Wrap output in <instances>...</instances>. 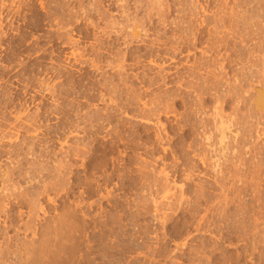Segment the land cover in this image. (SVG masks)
<instances>
[{
	"label": "rangeland",
	"instance_id": "374dc122",
	"mask_svg": "<svg viewBox=\"0 0 264 264\" xmlns=\"http://www.w3.org/2000/svg\"><path fill=\"white\" fill-rule=\"evenodd\" d=\"M25 1L0 0V111L33 144L5 200L8 263L264 264L263 0H126L152 29L129 49L112 40L120 0ZM101 41L131 53L125 70L115 48L103 70L76 62Z\"/></svg>",
	"mask_w": 264,
	"mask_h": 264
},
{
	"label": "bare ground",
	"instance_id": "6f19581e",
	"mask_svg": "<svg viewBox=\"0 0 264 264\" xmlns=\"http://www.w3.org/2000/svg\"><path fill=\"white\" fill-rule=\"evenodd\" d=\"M27 1V0H26ZM25 1V2H26ZM39 1V0H38ZM45 3L48 1V0H43ZM42 0H40V5H41V7L44 9L45 8V3L43 2ZM102 1V0H101ZM111 1V0H110ZM118 1V0H117ZM116 1V2H117ZM125 1L126 0H120L119 2L121 3V4H119L118 2V4H119V6L118 7H120V9H121V14L123 15H120V16H122L123 17V19L124 20H126V22L124 23V24H121V23H118V22H113L114 24H112V28L115 30V31H111V33H113L115 36H113L114 37V39H112V40H114V43H113V45H116L117 44V42L119 41V40H121L122 39V41L124 42L123 44L125 45V49H129L128 47L130 46V44H131V41H141L142 43L144 42H146L147 41V29H150V30H152L151 29V27L150 26H152V25H150L149 27L150 28H147V29H143L142 27L144 26V25H142V27L140 26V24L138 23V21L136 22L135 20L137 19V18H133L132 19V14H133V12H132V14H131V10H132V8H131V10H128V9H130V6H129V8H128V6H126V4L127 3H125ZM128 1V0H127ZM129 1H131V0H129ZM135 1V0H134ZM137 1V0H136ZM148 1V0H147ZM150 1V0H149ZM153 1V0H152ZM163 1V0H162ZM168 1H170L171 2V0H168ZM173 1H175V0H173ZM172 1V2H173ZM181 1V0H180ZM179 0H178V2H180ZM226 1V0H225ZM247 1H249V0H247ZM255 1V0H254ZM15 2V1H14ZM30 2V1H29ZM151 2V1H150ZM158 2H160V0H158ZM165 2V1H164ZM170 2H168V3H170ZM177 2V1H176ZM199 2L200 1H198V4H199ZM205 2V1H204ZM242 2H243V0H242ZM242 2H241V4H242ZM251 2H252V0H251ZM263 2H264V0H263ZM136 3L137 2H135V5H136ZM139 3V2H138ZM137 3V4H138ZM154 3V2H153ZM152 3V4H153ZM161 3V2H160ZM165 3H167V1L165 2ZM165 3L163 4V6H165ZM180 3H183L182 1L180 2ZM180 3H178V4H180ZM208 2H206V4H207ZM210 3V2H209ZM208 3V4H209ZM221 3V2H220ZM226 3V2H225ZM244 3V2H243ZM248 3V2H247ZM258 3H259V1H258ZM257 3V4H258ZM262 3V2H261ZM25 3H23V5H24ZM118 4H116V5H118ZM151 3H150V5L153 7V5H152ZM173 4V3H172ZM201 4V3H200ZM207 4V5H208ZM224 4V2H222V4H221V6H225L226 7V5H223ZM253 4V3H252ZM264 4V3H263ZM28 4H27V2H26V8L27 7H29V6H27ZM140 5V4H139ZM155 5V4H154ZM160 4L158 3V6H159ZM176 5V4H175ZM195 5V4H194ZM203 5H205V4H203ZM206 5V6H207ZM212 4H210V6H211ZM218 5V4H217ZM240 5V4H239ZM239 5H238V7H239ZM242 5H246V4H242ZM248 5H250V2H249V4ZM258 5H260V4H258ZM31 6V8H32V5H30ZM146 6H147V4H146ZM148 6H149V4H148ZM151 6H149V7H151ZM156 6H157V4H156ZM163 6H162V4L160 5V7H162V9H163ZM166 6H167V4H166ZM171 6V5H170ZM173 6V5H172ZM172 6H171V8H172ZM177 6H179V5H177ZM185 6H186V4H185ZM196 6V5H195ZM199 6V8H200V5H198ZM220 6V7H221ZM241 6V5H240ZM263 6V5H262ZM136 7V6H135ZM142 7H143V5H142ZM142 7H140V8H142ZM168 7V6H167ZM201 7H203V6H201ZM225 7H221V8H225ZM4 8H5V4H1L0 5V20L2 21V18H1V16L4 14V12H2L3 10H4ZM128 8V9H127ZM139 8V7H138ZM143 8H145V7H143ZM157 9H158V7H156ZM165 8V7H164ZM168 8H170V7H168ZM168 8H166L167 10H168ZM170 8V9H171ZM173 8H177V7H173ZM172 8V9H173ZM184 8H186V7H184ZM205 8V7H204ZM20 9V8H19ZM28 9V8H27ZM135 8H133V11H135L134 10ZM153 9V8H152ZM151 9V10H152ZM161 9V8H160ZM165 9V10H166ZM219 9V8H218ZM235 9V8H234ZM233 9V10H234ZM6 10V9H5ZM29 10H30V8H29ZM137 10V12H138V9H136ZM140 10V9H139ZM147 10H150V9H147ZM154 10H155V7H154ZM153 10V11H154ZM159 10V9H158ZM158 10H157V12H156V16L159 14V12H158ZM175 10V9H174ZM181 10V9H180ZM145 11H146V9H145ZM156 11V10H155ZM170 11V10H169ZM130 12V13H129ZM149 12H151V11H149ZM161 12H163L164 13V11H161ZM160 12V13H161ZM168 12V11H167ZM155 13V12H154ZM158 13V14H157ZM165 13H166V11H165ZM149 14V13H148ZM153 14V12L151 13V15ZM136 14H134L133 16H135ZM154 15V14H153ZM160 15V14H159ZM102 16V15H101ZM101 16H99V17H101ZM104 17V16H103ZM136 17V16H135ZM161 17V16H160ZM238 17V16H237ZM158 18V17H157ZM163 18V17H162ZM161 18V19H162ZM123 19L121 20V21H123ZM4 20V19H3ZM64 20V19H63ZM103 20V19H102ZM140 21V20H139ZM157 21V20H156ZM4 22V21H3ZM131 22V23H130ZM152 22V20L150 21V23ZM163 22L164 23H166L165 21H164V19H163ZM149 23V22H148ZM154 23V22H153ZM159 22H157V24H158ZM59 24V23H58ZM61 24V23H60ZM143 24V23H142ZM145 24V23H144ZM200 24V23H199ZM65 25H67L66 23H65ZM161 25H163V24H161ZM166 25V24H165ZM1 26L3 27V24H2V22H0V29H1ZM55 26V25H54ZM57 26H59V25H57ZM145 26H146V24H145ZM159 26H160V24H159ZM64 25H63V27H60V30L61 29H64ZM154 27H156V25L154 26ZM178 27H182V26H178ZM177 27V28H178ZM186 27V26H185ZM188 27H190V25L189 26H187V28ZM59 28V27H58ZM67 28V27H66ZM182 28H184V26L182 27ZM191 29V28H190ZM66 30V29H65ZM147 30V31H146ZM175 30V29H174ZM182 30V29H181ZM58 31V30H57ZM62 31V30H61ZM179 31H180V29H179ZM186 31L187 30H184L183 29V32L184 33H186ZM191 31H194L193 29L191 30ZM60 32V31H59ZM66 33H67V31H65ZM64 31H62V33H65ZM181 32V31H180ZM179 32V33H180ZM0 33H4L2 30L0 31ZM61 33V32H60ZM61 33V34H62ZM116 33V34H115ZM149 33V32H148ZM197 33H198V31H197ZM197 33H195L196 34V36H198V34ZM68 34V33H67ZM167 34V33H166ZM165 34V35H166ZM183 34V33H182ZM182 34H180V35H182ZM189 34V33H188ZM191 34V33H190ZM189 34V35H190ZM160 35V34H159ZM174 36H172L173 38V40L175 39L174 37H175V33L173 34ZM66 36V35H65ZM149 36V35H148ZM186 36V35H185ZM191 36H192V34H191ZM190 36V37H191ZM67 37H68V35H67ZM66 37V38H67ZM159 37V36H158ZM157 37V40L159 39ZM169 37L170 36H168V39H169ZM178 37H180V36H178ZM181 37H183V36H181ZM190 37H188V38H190ZM59 38H61V37H59ZM112 38V37H111ZM164 38H166V37H164ZM163 38V39H164ZM184 38V37H183ZM181 39V38H178V39H181V40H184V39ZM196 38V37H195ZM65 39V38H64ZM161 39V38H160ZM194 39V38H193ZM197 39V38H196ZM199 39V38H198ZM66 40V39H65ZM67 40H69L70 41V39H68L67 38ZM155 40V39H154ZM165 40V39H164ZM170 40V39H169ZM172 40V41H173ZM177 40V39H176ZM188 40H190V39H188ZM217 40H218V38H217ZM221 40V39H220ZM219 40V41H220ZM62 41H64V40H62ZM68 41V42H69ZM159 41V40H158ZM161 41V40H160ZM160 41H159V43H160ZM171 41V40H170ZM187 41V40H186ZM200 41V40H199ZM213 41V40H212ZM223 41V40H222ZM67 42V41H66ZM66 42L64 43V44H66ZM70 42H72L73 43V41H70ZM69 42V43H70ZM75 42V41H74ZM120 42V41H119ZM153 42V41H152ZM164 42V41H163ZM168 41H166V43H167ZM177 42V41H176ZM180 42V41H179ZM183 42V41H182ZM185 42V41H184ZM184 42H183V44H184ZM197 42V41H196ZM195 42V43H196ZM217 42V41H216ZM221 42V41H220ZM219 42V43H220ZM107 42H102L101 41V43H99V45H100V48H103L105 51H101L102 49H99L100 51H101V53H99L98 54V60H95V59H88L89 61H85V60H81V57L80 58H78V59H76V62L77 63H80L79 65H84V64H86V65H90L93 69L92 70H97V71H99V70H103V69H101V67H100V64L102 63V64H104L105 62H103V61H101L100 59L101 58H103V56H102V54H106V53H108V54H116V50H119V49H116L115 47L117 46H113L112 44L111 45H105ZM146 43H148V42H146ZM151 43V42H150ZM156 43V42H155ZM158 43V44H159ZM165 43V42H164ZM171 43V42H170ZM178 43V42H177ZM188 43H190V42H188ZM76 44H77V42H76ZM149 44V43H148ZM147 44V45H148ZM176 44V43H175ZM182 44V45H183ZM66 45H69L68 43L66 44ZM73 44H71V46H72ZM97 45V44H96ZM152 45H154V44H152ZM164 45H166V44H164ZM170 45V44H169ZM171 45H173V44H171ZM177 45V44H176ZM186 45V44H185ZM189 45V44H188ZM190 45H192V43L190 44ZM94 46H95V44H94ZM155 47H156V44L154 45ZM178 46H181V45H178ZM177 46V47H178ZM193 46H195L194 44H193ZM197 46V45H196ZM73 47H75V46H73ZM96 47V46H95ZM148 47V46H147ZM150 47H153V46H150ZM159 47H161L160 45H159ZM167 48H168V46H166ZM170 47V46H169ZM172 47V46H171ZM189 47V46H188ZM188 47H186V48H188ZM192 47V46H191ZM94 48V47H93ZM116 50H115V49ZM174 48H176V47H174ZM173 48V49H174ZM179 48V47H178ZM185 48V49H186ZM190 48V47H189ZM188 48V49H189ZM65 49V48H64ZM145 49H147V48H145ZM152 50H153V48H151ZM160 49V48H159ZM159 49H157V50H159ZM163 49V48H162ZM170 49V48H169ZM169 49H168V51H169ZM180 50H182L181 48H179ZM115 50V51H114ZM155 50V49H154ZM153 50V51H154ZM175 50V49H174ZM174 50H173V52H171L172 54L174 53L175 54V52H174ZM176 50H177V48H176ZM191 50V49H190ZM190 50H188V51H190ZM122 51V50H121ZM121 51L119 50V52H117V54H119V55H117L116 54V57L120 60V64L119 65H117V64H115V65H117V66H113L112 68H115V69H117V70H125V67L127 68V65H126V63L129 61V59L131 60V61H129L128 63H131L132 62V59H131V57H130V54L131 53H129L128 51L127 52H125L124 54H122V55H120V53H121ZM170 51H172V50H170ZM65 52V51H64ZM155 52V51H154ZM177 52V51H176ZM183 52H184V50H183ZM182 52V54H184ZM204 52V51H203ZM136 53V52H135ZM134 53V54H135ZM145 53H146V50H145ZM144 53V54H145ZM152 53V52H151ZM156 53V52H155ZM168 53V52H167ZM166 53V54H167ZM171 53H169V54H171ZM181 53V52H180ZM179 53V54H180ZM136 54H139V53H136ZM160 54V53H159ZM159 54H158V56H159ZM141 55H142V53H141ZM157 55V54H156ZM161 55V54H160ZM165 55V54H164ZM66 56V55H65ZM72 56V55H71ZM70 56V57H71ZM110 56V55H109ZM138 55H136V57H137ZM145 56H147V53H146V55ZM150 56V55H149ZM155 56V55H154ZM163 56V55H162ZM161 56V57H162ZM176 56V55H175ZM178 56V55H177ZM169 57L170 59H176V58H178V57ZM68 57H69V55H68ZM68 57L66 58V60L68 59ZM151 57V56H150ZM65 58V57H64ZM100 58V59H99ZM134 58V57H133ZM138 58H139V56H138ZM144 58H148V56L147 57H144ZM152 59H153V57H151ZM157 58V57H156ZM165 58V57H164ZM168 58V59H169ZM83 59V58H82ZM143 59V58H142ZM155 59V58H154ZM163 59V58H162ZM135 60H136V58H135ZM158 60V59H157ZM161 60V59H160ZM177 60V59H176ZM134 61V60H133ZM145 61H147V59L145 60ZM150 61H151V59H150ZM156 61V60H155ZM165 61V60H164ZM167 61V60H166ZM101 62V63H100ZM163 62V61H162ZM170 62V61H169ZM177 62V61H176ZM107 63V62H106ZM110 63V62H109ZM116 63V62H115ZM127 63V64H128ZM133 63H136V64H138V63H141V64H143V63H145V62H141V60L140 59H138L137 60V62H133ZM132 63V64H133ZM150 63V62H149ZM153 63V62H152ZM155 63V62H154ZM164 63H166V62H164ZM168 63V62H167ZM173 63V62H172ZM203 63V62H202ZM160 64V63H159ZM158 64V65H159ZM110 66H111V64H109ZM108 64L106 65V66H109ZM156 65V63L154 64V66ZM157 65V66H158ZM162 65V64H161ZM163 65H165V64H163ZM85 66V65H84ZM131 66V65H130ZM129 66V67H130ZM133 66V65H132ZM140 66V65H139ZM151 66V65H150ZM156 66V67H157ZM169 66V65H168ZM193 66V65H192ZM191 66V67H192ZM194 66H196V65H194ZM103 67V66H102ZM128 67V68H129ZM141 67V66H140ZM152 67H153V65H152ZM162 67V66H161ZM171 67V66H170ZM83 68V67H82ZM82 68H79L78 70H82ZM136 68V67H135ZM138 68V67H137ZM142 68V67H141ZM165 68V67H164ZM163 68V69H164ZM172 68V67H171ZM170 68V69H171ZM177 68H180V67H177ZM176 68V69H177ZM197 68V67H196ZM195 68V69H196ZM198 68H199V66H198ZM84 69V68H83ZM157 69H158V67H157ZM159 69H161V68H159ZM158 69V70H159ZM174 69V68H173ZM175 69V70H176ZM193 69V68H192ZM128 70H130V69H128ZM162 70V69H161ZM160 70V71H161ZM166 70H168V69H166ZM178 70V69H177ZM194 70V69H193ZM164 71H165V69H164ZM164 71H162L163 73H164ZM170 72V71H169ZM138 75L139 74H137V75H135V76H137V78H139L138 77ZM166 77V76H165ZM164 78V77H163ZM167 78V77H166ZM165 78V79H166ZM140 79V78H139ZM165 81V80H164ZM116 90H117V87L115 88ZM32 103H35V101L33 100L32 101ZM41 102H39V104H40ZM1 106H2V104H0V108H1ZM0 110H2V109H0ZM4 112V111H3ZM4 114V113H3ZM21 119V117L19 116V121H21L20 120ZM37 119V118H36ZM18 120V119H17ZM34 121H35V119H34ZM4 122L6 123L7 121H6V119H5V116L4 115H2V112L0 111V264H19V263H13V262H11V263H8V254H7V250L9 249V244L11 243V241H13V239H15L16 237H13V236H11V235H9V230L10 229H15L17 232H19V222L18 221H16V217L13 215V214H11L10 213V209H11V207L8 205V204H5V200H7L8 198H13L14 200H18V198H19V184L17 183V182H15V180L16 179H18L19 178V153H22L24 150H27V151H29V150H32L33 149V144H30L28 141H26V140H23V141H21L20 143H19V133H16V136H14V135H12L11 133H9V132H6L5 130H6V128H5V126L6 125H4ZM225 122H226V120L224 119V118H221V120H220V126L222 125V127L224 128L225 126H223V125H225ZM14 124H12V128H15L16 129V126H13ZM11 126V125H10ZM9 126V127H10ZM45 127V126H44ZM19 129H22V130H25L26 131V133H30V134H33L34 135V137L36 138L37 136H39V135H37L38 133L40 134V132H42V130H43V124H41L40 122L37 124V123H35V122H28L27 124H24V126L23 127H19ZM12 143H14L15 145L13 146L12 145ZM7 144H11L10 145V147H5V145H7ZM220 149L221 150H223V147H220ZM13 156H15V158L13 159ZM4 162H7V163H9V167H7V168H3V166H4ZM16 236H18V235H16ZM18 238V237H17ZM16 238V239H17ZM16 239L14 240V241H16ZM18 240V239H17ZM10 242V243H9ZM9 245V246H8ZM9 254H13V255H16V252H14V253H11V252H9ZM12 255V256H13ZM8 257V258H7ZM15 257V256H14ZM14 259V258H13ZM11 261V260H10Z\"/></svg>",
	"mask_w": 264,
	"mask_h": 264
}]
</instances>
